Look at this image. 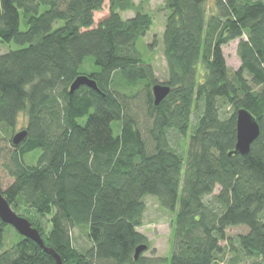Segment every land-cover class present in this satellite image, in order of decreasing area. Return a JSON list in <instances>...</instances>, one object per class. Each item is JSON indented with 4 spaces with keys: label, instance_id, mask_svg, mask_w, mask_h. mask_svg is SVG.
<instances>
[{
    "label": "trees",
    "instance_id": "1",
    "mask_svg": "<svg viewBox=\"0 0 264 264\" xmlns=\"http://www.w3.org/2000/svg\"><path fill=\"white\" fill-rule=\"evenodd\" d=\"M102 5L0 0V43L19 45L0 54V135L9 144L0 158L12 178L0 191L63 264H224L228 252L264 264V0H165L170 91L158 104L138 47L151 14L123 18L132 0H109L95 25ZM235 39L240 66L230 71L222 46ZM89 56L95 67L86 73ZM81 74L99 91L70 92ZM239 108L260 131L246 154L229 155ZM20 113L27 136L14 145ZM147 195L174 213L169 258H134L147 244L138 231ZM239 225L248 231L229 237ZM7 226L0 221V264H55ZM81 228L87 248L75 243Z\"/></svg>",
    "mask_w": 264,
    "mask_h": 264
},
{
    "label": "rangeland",
    "instance_id": "2",
    "mask_svg": "<svg viewBox=\"0 0 264 264\" xmlns=\"http://www.w3.org/2000/svg\"><path fill=\"white\" fill-rule=\"evenodd\" d=\"M164 1L165 0H132L134 7L120 12L123 18L133 16L136 10L151 14L153 19L152 25L149 31L140 40L138 47L142 53L143 59L152 65L157 83L162 84H165L168 79L167 64L163 55L161 44L162 33L164 29ZM108 14L109 0H103L102 8L99 11L94 12V24L96 25L100 20L107 17ZM208 14H210L209 8ZM237 44L238 39H235L222 46L226 64L230 71L236 70L240 66V59L237 55ZM16 48H19V45L15 42L0 43V54ZM94 67L95 65L91 63V57H86L83 71L89 73L90 70H92ZM226 110H228V108H226ZM192 120H195V113H193L192 115ZM140 121L145 122L146 118L144 119L143 116L140 118ZM25 123L26 117L24 114L20 113L18 115L15 127L13 128V134L23 129L25 127ZM114 125L116 126L117 122H113L112 127ZM2 139V135H0V144L4 147L5 150H8V142L3 141ZM27 157H32V154H29ZM1 163L2 159L0 158V187L3 190L8 184L12 182V178L9 177L8 174L3 170ZM217 192L218 188L214 190L215 194ZM144 202L146 208L143 216V222L142 225L138 227V231L144 234L147 238L148 247L145 251H143V255L147 257L169 258L172 252L173 245L172 228L174 213L160 206L157 199L153 196H145ZM15 212L18 214H26L27 216V212L24 208H15ZM48 217L49 216H47V218ZM45 219L46 218H43V220ZM7 227H9L14 232L12 226L9 225ZM247 231L248 228L245 225L228 227L226 229V233L229 237H233ZM13 232L7 231L6 234V238L10 242L15 237L13 235ZM73 235L77 237V242H75L76 245L79 244L84 248H87L89 246V242L85 236L84 229H75ZM224 244L225 242L221 243V245ZM235 255L236 254L233 252L226 253L223 257L224 264H247L249 262L248 260H245L242 257H236Z\"/></svg>",
    "mask_w": 264,
    "mask_h": 264
},
{
    "label": "water",
    "instance_id": "3",
    "mask_svg": "<svg viewBox=\"0 0 264 264\" xmlns=\"http://www.w3.org/2000/svg\"><path fill=\"white\" fill-rule=\"evenodd\" d=\"M86 85L90 88L98 90L97 84L93 78L88 75H78L70 84L69 91L73 92L78 87ZM153 101L158 104L164 99L170 91L167 84L155 83L152 88ZM260 131L259 123L255 117L245 108H239L236 111V141L232 150L228 152L233 154H246L252 142L258 137ZM27 136L25 128L15 132L11 138L14 145L19 144ZM0 221L12 226L20 235L29 238L36 242L41 249L51 255L55 260V264H63L60 255L50 246L44 243V240L39 230L32 226L31 222L24 216L16 213L3 193L0 191ZM147 244L142 243L134 250V258L137 259L139 255L147 249Z\"/></svg>",
    "mask_w": 264,
    "mask_h": 264
}]
</instances>
